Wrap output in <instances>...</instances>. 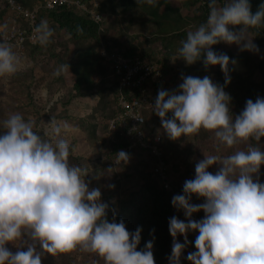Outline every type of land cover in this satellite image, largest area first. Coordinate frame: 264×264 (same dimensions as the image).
Returning a JSON list of instances; mask_svg holds the SVG:
<instances>
[{
  "label": "clouds",
  "instance_id": "clouds-1",
  "mask_svg": "<svg viewBox=\"0 0 264 264\" xmlns=\"http://www.w3.org/2000/svg\"><path fill=\"white\" fill-rule=\"evenodd\" d=\"M208 3L206 21L187 32L178 57L188 65L203 59L205 68L219 64L225 82L221 85L207 75L182 76L179 91H158L154 112L172 140L203 128L213 130L219 143L229 147L250 139L259 142L264 137V96L247 99L233 118L232 98L225 86L231 82L229 64L235 61L212 46L224 41L238 44L241 51L259 53L249 29L264 25V2L255 13L250 0ZM230 25L242 27L234 30ZM35 33L43 45L53 29L44 20ZM21 66L12 45L0 41V76L15 74ZM49 123L50 138L35 130L34 122L20 112L11 113L0 125L5 130L0 133V264H42L45 252L56 255L77 248L97 254L105 264H156L153 240L138 250L142 227L129 231L122 219L116 221L115 214L109 221V204L101 199V189L90 188L87 171L70 164L68 140L60 135L61 127L54 120ZM116 154V164L130 159L124 150ZM217 163L220 167L215 173L208 170ZM262 164L264 148L253 145L230 155L205 154L196 163L194 178L187 179L183 194L171 201L188 219L169 218L173 237L169 264H182L184 249L191 243L188 233L195 230L199 232L194 241L197 250L186 257L193 264H264ZM193 194L204 202L193 203ZM200 210L204 217L192 219ZM181 234L183 243L178 239ZM8 242L18 250L11 251Z\"/></svg>",
  "mask_w": 264,
  "mask_h": 264
},
{
  "label": "rangeland",
  "instance_id": "rangeland-1",
  "mask_svg": "<svg viewBox=\"0 0 264 264\" xmlns=\"http://www.w3.org/2000/svg\"><path fill=\"white\" fill-rule=\"evenodd\" d=\"M40 1L23 0L27 5ZM262 2L250 0L253 13ZM93 3L99 10L100 21L83 29L76 30L58 21L55 13L44 14L39 24L46 20L53 29L49 42L30 44L20 55L21 69L15 74L0 76V125L11 113L20 112L26 120L34 122L35 130L50 138L49 122L54 120L61 127L60 135L70 144V164L87 171L89 187L100 188L101 199L109 204L108 214L113 219L114 214L122 212L121 219L128 229L132 223L128 213L134 214L138 205L147 212L150 206L144 185L153 182L149 176L152 158L137 149L119 168L109 165L113 144L107 137V118L114 110L117 86L100 50H115L148 62H162L163 79L156 95L160 89L179 91L182 76L203 78L207 75L223 85L225 75L219 64L205 68L203 59L188 65L178 57L187 32L206 21L210 11L208 0H157L155 4L146 0H87L88 5ZM6 12L5 2L0 0V21ZM229 27L237 30L242 25ZM249 33L254 36L259 53L241 51L238 44L224 41L212 46L235 61L229 64L231 82L225 86L232 98L229 107L233 118L244 109L247 99L255 101L257 96H264V25L249 29ZM77 79L81 83L75 90L73 85ZM145 117L147 133L161 136L171 196L183 194L184 182L194 178L195 165L205 154L230 155L248 145L264 148V137L259 142L250 139L229 147L219 143L213 130L203 128L198 133L172 140L154 110L146 111ZM3 131L0 129V133ZM219 167L218 163L213 164L208 170L215 173ZM259 179L264 182V164ZM192 202L202 203L204 198L193 194ZM178 239L183 243V234ZM188 239L191 243L184 249L182 264H193L186 257L197 250L196 238L188 236ZM7 247L13 252L18 250L12 242ZM22 247L26 250V245ZM42 264L105 262L97 254L77 248L56 255L45 252Z\"/></svg>",
  "mask_w": 264,
  "mask_h": 264
},
{
  "label": "built area",
  "instance_id": "built-area-1",
  "mask_svg": "<svg viewBox=\"0 0 264 264\" xmlns=\"http://www.w3.org/2000/svg\"><path fill=\"white\" fill-rule=\"evenodd\" d=\"M4 2L7 12L0 21V41L12 45L19 56L24 54L26 42L37 41L35 29L38 26V15L42 10L66 6L86 13L96 23L100 21V14L95 8L96 3L90 6L86 0H42L30 7L23 5L19 0H4ZM100 55L108 64L110 73L119 87L116 96L118 112L107 120L108 130L120 129L124 132L128 139V145L124 151L130 158L134 150L150 151L155 157L153 174L163 188H170L168 166L163 160L161 136L158 133L147 134L142 127L146 121L144 112L154 110L155 101L151 94L154 85L161 81L163 74L161 65L135 56H124L115 50L101 49ZM116 155L112 160L113 166L126 163L116 164L114 161ZM177 212L180 219L187 221L188 218L185 217L183 209H177ZM204 215V211L201 210V214L193 213L191 218L199 220ZM190 232L199 234L198 230Z\"/></svg>",
  "mask_w": 264,
  "mask_h": 264
},
{
  "label": "trees",
  "instance_id": "trees-1",
  "mask_svg": "<svg viewBox=\"0 0 264 264\" xmlns=\"http://www.w3.org/2000/svg\"><path fill=\"white\" fill-rule=\"evenodd\" d=\"M23 5L25 6H31L27 5L23 2V0H19ZM87 1V0H86ZM98 10V9H97ZM99 11V10H98ZM55 13L57 20L62 23H68V25H72L74 29H83L86 27V25L96 26L93 20L90 19V17L84 13L76 11L74 8L66 7V6H58L52 10H42L37 18V23L39 25V21L46 13ZM21 23V22H20ZM90 23V24H89ZM33 43L26 42L24 46V52L26 48ZM124 55V54H123ZM127 56V55H124ZM152 63L160 64L162 67L163 72V64L160 61H155ZM163 74L161 81L159 83H156L152 89L151 97L155 101L157 95V88L162 84ZM116 81V79H115ZM80 80H76L75 84L73 85V88L76 90L80 86ZM117 91L115 93V99H114V110L112 114L107 118L109 120L112 118L117 112L118 108L116 105V96L119 91L118 82L116 81ZM155 93V95H154ZM144 115L146 116V111L144 112ZM146 121L143 124V129H145ZM147 133V131H146ZM149 134V133H147ZM107 137L112 141V149H111V156H110V162L109 165L113 168H119L121 165L113 166L112 160L113 157L116 155V153L120 150H125L128 145V139L124 132H122L120 129H111L107 132ZM161 148L163 151V160L166 162L165 159V151L162 147L161 142ZM143 152H147L151 158H152V168L155 163V157L152 155V153L148 150H141ZM168 166V165H167ZM151 168L149 176L153 180V182H149L144 185V188L147 191V195L150 199V206L148 208V211L145 212L144 208L142 206L135 207V213L131 214L132 212L128 213V217L131 218L132 223L130 226H128L129 231H134L137 227H142L141 231V241L138 245V250L143 248L147 241L153 240V254L154 259L156 261V264H169L168 257L171 254L172 251V243H173V237L169 231V218L173 215L178 216L177 209L173 206L171 203L172 196H171V186L170 188L166 189L161 186L159 183L157 177L153 174V170ZM196 214H201V210L198 212H195ZM122 212L120 214H117L115 216V219L117 222L121 220ZM108 219L111 222L112 218L108 214ZM154 230V231H153ZM198 234H192L191 232L188 233V236L195 237Z\"/></svg>",
  "mask_w": 264,
  "mask_h": 264
}]
</instances>
